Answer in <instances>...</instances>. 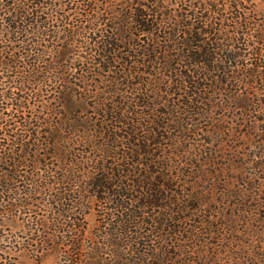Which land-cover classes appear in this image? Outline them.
<instances>
[{
    "label": "trees",
    "instance_id": "16d2710c",
    "mask_svg": "<svg viewBox=\"0 0 264 264\" xmlns=\"http://www.w3.org/2000/svg\"><path fill=\"white\" fill-rule=\"evenodd\" d=\"M59 2L0 0V221L39 208L60 264H243L195 184L227 146L264 172V34L222 30L210 0H130L91 37Z\"/></svg>",
    "mask_w": 264,
    "mask_h": 264
},
{
    "label": "rangeland",
    "instance_id": "374dc122",
    "mask_svg": "<svg viewBox=\"0 0 264 264\" xmlns=\"http://www.w3.org/2000/svg\"><path fill=\"white\" fill-rule=\"evenodd\" d=\"M83 1L60 0L59 8H56L59 16L53 18L55 24L65 25L67 28L72 27V29H81L79 26L82 24L87 35L93 37L95 34L91 33L89 28V26H93L92 22L102 23L101 25L105 27L108 21L105 17L109 15L101 14L104 8L112 10L113 6L109 5L122 8L123 1L130 0H89L96 3L94 7L97 12L99 11V18L96 16L95 9L84 6ZM186 1L164 0L169 7L181 2L185 4ZM210 2L212 12L214 9H224L225 20H222L223 25L219 26L222 30L229 31V33L264 34V0H210ZM217 4L218 7H216ZM182 7L180 8L182 9ZM237 11L243 14V18L238 21L232 18L237 14ZM109 23L111 24L112 20ZM210 28L216 32L212 26ZM60 30L63 32V29ZM257 40L258 38L255 41ZM259 43H263V40L256 42L255 45ZM234 45L244 47L243 43ZM240 61L255 62L256 60L252 58L249 61L247 59ZM63 63L68 66L73 65L70 61ZM64 64L63 69H67L68 66H64ZM72 80L75 79L72 78ZM19 95H25V93L20 92ZM10 110L11 108L7 112ZM241 144H238L237 151L249 153L248 160L253 161L254 147L241 146ZM227 149L225 156L218 158V163L212 161L211 164L204 165L205 171L202 172L199 183L195 184L196 195L200 196L206 214L217 219L219 225L225 226L230 236L237 241L236 244H229L237 258L243 264H264V172L258 170L257 175H254L256 180L252 184L250 179L255 173L254 165L246 164L244 159L233 158L234 148L227 146ZM243 167L244 169H242ZM86 195L90 197L83 198V209L86 211L84 235L93 240L101 222L97 213L95 197L90 193ZM20 212L22 211L17 212L18 216L12 219L0 221V264H60L63 254L62 240L55 236H51L49 240L46 239L51 235L49 232L52 223L36 222L43 213L39 208L35 207L28 216ZM225 216L229 218L228 221ZM216 228L222 231L219 226ZM210 231L213 235V238L209 236L212 241L220 243L219 239L221 238L218 237L217 231Z\"/></svg>",
    "mask_w": 264,
    "mask_h": 264
}]
</instances>
